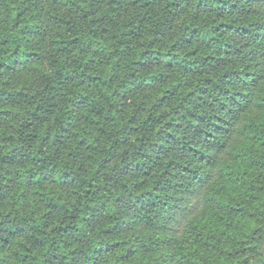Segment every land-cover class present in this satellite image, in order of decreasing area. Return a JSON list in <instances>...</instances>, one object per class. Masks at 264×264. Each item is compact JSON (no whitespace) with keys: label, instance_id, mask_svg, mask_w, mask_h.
I'll use <instances>...</instances> for the list:
<instances>
[{"label":"trees","instance_id":"16d2710c","mask_svg":"<svg viewBox=\"0 0 264 264\" xmlns=\"http://www.w3.org/2000/svg\"><path fill=\"white\" fill-rule=\"evenodd\" d=\"M0 264H264V0H0Z\"/></svg>","mask_w":264,"mask_h":264}]
</instances>
